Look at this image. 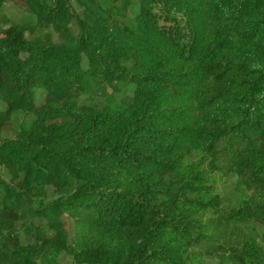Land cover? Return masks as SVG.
<instances>
[{"label": "trees", "instance_id": "16d2710c", "mask_svg": "<svg viewBox=\"0 0 264 264\" xmlns=\"http://www.w3.org/2000/svg\"><path fill=\"white\" fill-rule=\"evenodd\" d=\"M0 102V264H264V0H0Z\"/></svg>", "mask_w": 264, "mask_h": 264}, {"label": "rangeland", "instance_id": "374dc122", "mask_svg": "<svg viewBox=\"0 0 264 264\" xmlns=\"http://www.w3.org/2000/svg\"><path fill=\"white\" fill-rule=\"evenodd\" d=\"M110 94L108 89H106L103 85H98L97 88L92 93V97L87 102L92 105L102 106L106 101L109 100ZM86 103V101H85ZM6 104L0 102V110L4 109ZM235 182V177L229 176L224 183L221 184V190L224 194L230 193L232 191L233 185ZM257 229L261 231V227L257 226ZM208 264H216V259L214 257L208 259Z\"/></svg>", "mask_w": 264, "mask_h": 264}]
</instances>
